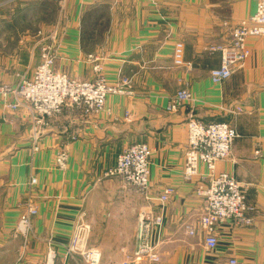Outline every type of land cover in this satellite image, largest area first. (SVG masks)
<instances>
[{"label": "crops", "instance_id": "obj_1", "mask_svg": "<svg viewBox=\"0 0 264 264\" xmlns=\"http://www.w3.org/2000/svg\"><path fill=\"white\" fill-rule=\"evenodd\" d=\"M64 3V21L44 22L37 29L57 31L54 69L91 81L92 56L102 63L108 82L128 79L133 94L108 95L105 111L96 115L65 107L49 120L37 151L25 112L10 110L0 99V264H87L65 249L79 216L91 225L87 245L100 251L99 264H120L135 249L142 212L162 216L152 236L160 259L142 264H228L230 258L264 264V37L247 39L249 56L220 85L209 78L220 53L208 50L230 42L231 29L254 13L255 0ZM17 30L0 25V82L9 85L32 75L42 43L29 26L22 35ZM176 42L183 43L189 66L173 64ZM181 87L193 101L167 111L169 98ZM236 107L242 111L231 112ZM189 110L204 123L225 122L236 131L229 156L217 162L216 170L234 176L253 208L250 224L229 220L218 226L211 251L204 248L197 225L204 208L196 195L199 178L182 176ZM137 143L152 152L149 200L119 178L105 176L117 155ZM60 149L68 153L64 170L54 163ZM199 171L205 174L204 166ZM33 176L37 183L29 192ZM166 187L174 192L161 207L157 199ZM27 202L37 214L24 239L13 230ZM185 225L195 227L196 234L188 235Z\"/></svg>", "mask_w": 264, "mask_h": 264}, {"label": "built area", "instance_id": "obj_2", "mask_svg": "<svg viewBox=\"0 0 264 264\" xmlns=\"http://www.w3.org/2000/svg\"><path fill=\"white\" fill-rule=\"evenodd\" d=\"M55 35V32L49 34L46 36L49 41L40 45L39 63L30 77H20L16 85L0 82V99L6 102L7 108L25 112L35 151L38 150L37 143L49 120L57 116L63 108L79 111L82 116L96 115L105 111L108 95L133 94L128 79H123L119 83L108 82L103 75L102 63L92 56H88L95 76L91 81H79L54 70ZM259 36L264 37V0H255L254 13L238 22L231 31V40L228 44L208 49L220 53L219 65L209 72L211 83L220 85L228 80L233 71L241 67L249 56L247 39ZM172 61L177 67L189 66L185 63L184 46L181 42H176L173 46ZM192 101L190 91L181 87L169 98L166 110L177 111ZM241 111L242 109L237 107L231 112ZM124 118L130 121V114L126 112ZM185 125L186 146L182 176L186 181L199 178L196 195L203 199L204 208L197 219V225L203 235L204 248L211 251L217 245L215 232L218 226L229 220L242 225L250 224L249 214L253 208L247 204L242 186L234 176L216 170L217 162L229 156L231 144L237 137L236 131L225 122L204 123L195 117L192 110L187 113ZM151 155L150 148L144 143L129 145L117 155L115 165L105 173V176L119 178L126 186L132 187L149 200ZM67 161L68 153L65 149H60L55 155V167L64 170ZM200 166H204L205 174H200ZM36 183V177H31L28 183L29 192ZM173 192L171 187L163 190L157 199L161 207ZM36 214V207L27 202L18 218L14 233L25 239L31 233V218ZM161 225V215L140 213L135 230V249L126 255L120 264L158 262L160 259L158 244L152 242V236L154 230ZM184 229L188 235L196 234V228L193 226L185 225ZM89 232L90 225L85 222L83 216H79L73 225L65 249L68 254L81 256L87 264H99L100 251L87 245ZM48 257L52 258L53 255L48 254ZM228 264L238 263L235 258H230Z\"/></svg>", "mask_w": 264, "mask_h": 264}, {"label": "rangeland", "instance_id": "obj_3", "mask_svg": "<svg viewBox=\"0 0 264 264\" xmlns=\"http://www.w3.org/2000/svg\"><path fill=\"white\" fill-rule=\"evenodd\" d=\"M65 1L67 0H0V25L2 23L7 24L10 27V30L19 29L17 31L20 33V35H22L21 33L25 31L23 30V28L25 27L28 28L29 26V28L31 29V32L34 30L33 32L36 34L38 32L41 33L39 35V38H40L39 40L43 39L42 43L40 44V45H43L49 41L48 39H46V36H48L49 33L48 32L46 33L40 29L39 30L37 29L40 28V24H43L44 22L54 24L60 21H64L65 19V15H64L65 3L64 2ZM233 28L231 29V31L233 30ZM54 32L57 34L56 30L51 31V33H54ZM55 38H56V35H55ZM230 40H231V37H230ZM54 41L55 39L53 40V45H54ZM217 46H220V45H217ZM34 47L37 48L38 46H36L35 44ZM212 47H216V46H212ZM54 51H55V47H54ZM39 55H40V48L38 50V63H39ZM28 124H29V121H28ZM85 222L90 225V223L87 222L86 220ZM90 232H91V225H90ZM90 232H89V235H90Z\"/></svg>", "mask_w": 264, "mask_h": 264}]
</instances>
